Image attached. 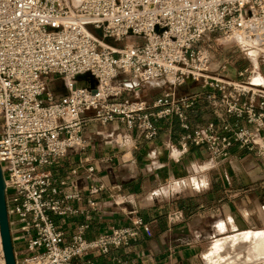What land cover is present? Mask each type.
Listing matches in <instances>:
<instances>
[{"label":"built area","instance_id":"2783aa9c","mask_svg":"<svg viewBox=\"0 0 264 264\" xmlns=\"http://www.w3.org/2000/svg\"><path fill=\"white\" fill-rule=\"evenodd\" d=\"M212 34L236 42L248 58L256 52L264 63V0H0V166L16 264H100L96 256L151 236L141 215L96 239L81 231L69 240L57 227L53 215L75 211L55 198L52 168L85 149L90 120L120 123L148 142L161 122L177 120L185 135L181 153L171 148L173 157L195 146L214 162L239 147L264 160V81L214 75L202 47ZM105 40L138 43L113 47ZM54 82L63 94L51 88ZM195 85L210 91L206 100L217 121L192 130L198 96L179 90ZM146 88L162 92L148 102L140 97ZM228 118L250 127L235 128ZM88 172L92 177L94 168ZM0 264H6L1 230Z\"/></svg>","mask_w":264,"mask_h":264},{"label":"crops","instance_id":"0c3cea01","mask_svg":"<svg viewBox=\"0 0 264 264\" xmlns=\"http://www.w3.org/2000/svg\"><path fill=\"white\" fill-rule=\"evenodd\" d=\"M231 58L224 55L215 64L211 56L214 75L242 82L240 73L247 74L249 81L258 71L263 75L257 78L264 81V64L259 58H248L243 67H236ZM223 64L227 70L220 72ZM161 91L144 90L141 98L151 102ZM179 92L198 96L190 114L192 130L217 121L206 100L207 88L195 85ZM85 115L90 119L93 112ZM228 121L235 128L250 127L244 120ZM184 135L177 120L161 122L151 142L120 123L102 126L90 120L83 133L85 149L70 152L52 168L60 192L55 198L75 211L53 215L57 227L69 240L81 231L85 238L96 239L115 226H130L141 215L151 236L143 234L140 241L107 258L96 256L100 264L118 258L135 264H264V259L250 262L234 254L246 248V235L264 232V160L239 147L232 149L230 158L214 162L204 148L195 146L180 158L173 157L171 148L176 156L181 153ZM190 176L199 189L185 186ZM61 179L68 181L66 187L60 185ZM101 185L102 191L91 193ZM221 242L228 243L226 249L215 250Z\"/></svg>","mask_w":264,"mask_h":264},{"label":"rangeland","instance_id":"374dc122","mask_svg":"<svg viewBox=\"0 0 264 264\" xmlns=\"http://www.w3.org/2000/svg\"><path fill=\"white\" fill-rule=\"evenodd\" d=\"M89 30L93 34H95L99 39H102V36L99 32H97L96 30H94L92 28H89ZM105 42L107 44L113 46V47H123L125 44L138 43V41H135V40H128L126 42H121V43H116V42L110 41V40H105ZM202 47L205 48L206 50H208V52L210 53L211 56L215 57V60H216V61H214L215 64L222 61L224 55L232 56L231 60L233 59L235 61L236 67L245 66L249 60L248 57L242 53L241 47L236 42L225 41L220 34L207 36L205 38V41L202 42ZM252 54L254 56H252L250 59L256 60L259 58L256 52H252ZM251 75H252L251 81L255 82V79H257V77H259L263 74L260 75L259 72L257 71L255 74H251ZM247 77H248V75L245 74V76L242 77L243 78L242 82H247V79H248ZM79 79H82V78H79ZM235 81L238 82L239 80H235ZM51 88L53 90H55L56 93L59 95L64 93V89L62 88V86L59 82H54V84H53V86H51ZM146 90H159V89L146 88ZM143 94H144V92H141L140 97ZM193 178H194V176H190L189 178H187L185 180V184H186L185 186H188V187L192 186L193 188L199 187V186H197L198 183L195 180H193ZM192 180L195 182L194 184H193ZM261 233H264V232H261ZM261 233H250L249 234L250 239L247 238L249 240L246 241V243H245L246 248L244 250H241V249L240 250H234V254L238 255L240 253L239 254L240 256L244 255L246 258H248V260L250 259V262H254L255 260H254L253 254L257 248V245H259L263 242L259 237V234H261ZM247 239H245V240H247ZM261 259H264V257L262 256Z\"/></svg>","mask_w":264,"mask_h":264},{"label":"water","instance_id":"95a60500","mask_svg":"<svg viewBox=\"0 0 264 264\" xmlns=\"http://www.w3.org/2000/svg\"><path fill=\"white\" fill-rule=\"evenodd\" d=\"M0 230L6 264H16L6 200V183L0 166Z\"/></svg>","mask_w":264,"mask_h":264},{"label":"bare ground","instance_id":"6f19581e","mask_svg":"<svg viewBox=\"0 0 264 264\" xmlns=\"http://www.w3.org/2000/svg\"><path fill=\"white\" fill-rule=\"evenodd\" d=\"M261 82H262V80H259L258 78L257 79H255V82H253V84H261ZM250 237V235L248 234V235H246V237H245V239H247V238H249ZM259 237H260V239L263 241L261 244H259V245H257V248H256V250H255V252H254V260L256 261V260H261V257L263 256L264 257V233H261V234H259ZM244 239V238H243ZM244 239V240H245ZM250 239V238H249ZM249 239H247V240H245V241H248ZM240 240V239H239ZM235 242V241H234ZM227 243V242H226ZM226 243L225 242H221V243H218V245L216 246V248H215V250L216 249H218V250H225L226 249V246L228 245V243H227V245H226ZM249 261H250V259H249ZM230 262V261H229Z\"/></svg>","mask_w":264,"mask_h":264}]
</instances>
